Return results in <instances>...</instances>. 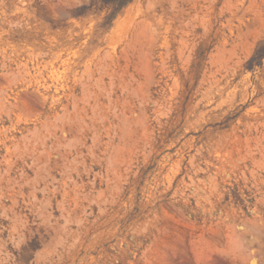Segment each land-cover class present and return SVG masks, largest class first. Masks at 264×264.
I'll return each instance as SVG.
<instances>
[{"label": "rangeland", "instance_id": "rangeland-1", "mask_svg": "<svg viewBox=\"0 0 264 264\" xmlns=\"http://www.w3.org/2000/svg\"><path fill=\"white\" fill-rule=\"evenodd\" d=\"M0 264H264V0H0Z\"/></svg>", "mask_w": 264, "mask_h": 264}]
</instances>
